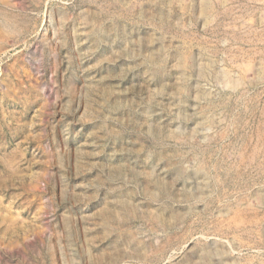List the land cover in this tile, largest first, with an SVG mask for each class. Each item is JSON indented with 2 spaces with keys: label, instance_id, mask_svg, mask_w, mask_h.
I'll return each mask as SVG.
<instances>
[{
  "label": "rangeland",
  "instance_id": "rangeland-1",
  "mask_svg": "<svg viewBox=\"0 0 264 264\" xmlns=\"http://www.w3.org/2000/svg\"><path fill=\"white\" fill-rule=\"evenodd\" d=\"M0 264H264V0H0Z\"/></svg>",
  "mask_w": 264,
  "mask_h": 264
}]
</instances>
